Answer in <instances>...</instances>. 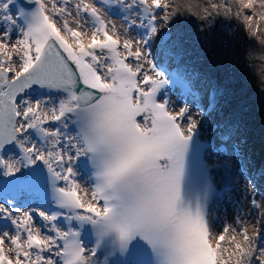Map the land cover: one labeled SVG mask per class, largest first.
Instances as JSON below:
<instances>
[{
  "label": "bare ground",
  "instance_id": "obj_1",
  "mask_svg": "<svg viewBox=\"0 0 264 264\" xmlns=\"http://www.w3.org/2000/svg\"><path fill=\"white\" fill-rule=\"evenodd\" d=\"M47 3V8L53 7L55 11L57 7H59L60 11L58 14H54L52 9H48L50 14L52 15L53 21L59 27V29L67 35V38L71 39L68 42L74 41V38H71V35L78 37L77 41H81L85 43V45H89L92 41V37L88 38L91 34V28L86 22L85 18L81 16L79 12L74 10L73 8L70 9V16L67 17L68 25L67 27H63L60 25V22L66 18L65 14L63 13L64 8H68V6L62 4L59 0H44ZM69 10V9H68ZM80 10V7H78ZM193 14V13H191ZM189 14V15H191ZM165 20H167L168 24H171L172 21L175 19L173 15H169L168 13H164ZM114 17L113 15H107V19L109 20V25L111 31L121 39L119 41L120 46H122V50H126V48L133 47L134 49L138 48L139 43L137 37L128 29L121 21H113L111 18ZM77 28L80 30L86 31L85 33L78 34L72 28ZM169 28V26H166ZM170 29V28H169ZM4 29L2 27V23L0 22V32ZM70 34V35H69ZM6 37L4 34L0 33V48L7 53V57L11 58L10 62L8 63L9 67L12 69V75L17 74L22 66H18V59L17 56L9 55L11 51H18V39L12 35L7 34ZM69 35V36H68ZM119 35V36H118ZM9 38V39H8ZM210 37H205L204 35H200L193 43H196L197 46L203 49L202 42H207ZM174 40L177 44L179 49V56L175 59L176 63L181 65H185L187 69L192 70L194 76L201 77L200 72H196V68L193 67L192 63L181 59L182 57V47L176 41V35L174 34ZM210 41V40H209ZM184 49V48H183ZM219 50V48L217 47ZM190 52V49H188ZM214 51V47H209L208 50L205 51L207 56L212 57V52ZM100 59V67H102V60L101 56H98ZM208 59V58H207ZM197 63V62H195ZM218 63H222V59H218ZM205 74V73H203ZM226 80L229 81L230 77L225 74ZM205 81L210 82V77L206 74L203 78ZM218 89V88H217ZM46 98H37L34 95V92L30 90H26L23 94V97L18 99L15 102V108L18 113V120H19V127H18V140L26 143L25 136H27V132L32 125H37L43 128L45 134L47 135V143L50 146V151L46 152L43 151L41 153L37 152L36 156H40L42 161H46L55 165L59 168L62 172H71L72 176L75 177V180L78 183L79 189L81 194L86 198L88 196L87 185L85 180L81 177L78 173V168L74 164V152L78 148V143L71 134L69 130V126L67 125L65 120L61 122H56V111L55 107L51 102L46 103ZM197 114H200L198 110L195 108L192 109V112L189 116L184 117V124L186 127H190L196 125L197 123L201 124L202 133L206 135V137H210L213 134L210 131L212 126V122L209 124V121H202ZM24 117V119H22ZM220 124L221 122H226L227 126L230 128V136L231 139L234 138V126L237 123L246 127L242 122L249 121L252 119H242L239 118V112L236 106L233 110L228 114L226 117L225 115L218 116ZM250 131V129H248ZM253 130V127H252ZM253 134V132H251ZM251 135L250 133H248ZM259 135V134H257ZM260 140V137L258 138ZM244 145V144H243ZM245 147V146H244ZM246 146L245 149L248 151H254L253 147ZM233 154L228 156L220 157L218 153H209L208 158L211 163L220 164L223 161L227 163L230 167L231 171V180L229 181L227 187L220 192V194L210 203L208 207V226H209V238L210 240L215 243L216 238L222 232V224L224 219H228L231 223V226L228 232L225 234L224 241L218 249L216 264H262L264 262V235L260 242L255 240V233H263L264 234V194L259 189H254L253 186H246L248 184L247 181L243 180L238 174V166L242 164V160H239L235 166L233 163V159L231 158ZM57 158L61 159L60 165H56L55 161ZM259 175L264 174V170L258 172ZM259 182V181H258ZM264 185L263 182H259ZM252 182H250V185ZM252 197V198H251ZM260 200V207L259 211L263 212L262 220L259 222L257 219H253L252 213L255 212L251 209V202L253 199L257 198ZM250 200V208L247 210L246 214L243 218H239L237 216L236 210V203L239 201H244L246 204ZM13 208H21L25 211V215H28L33 220L34 224L38 223L41 225L42 223H47L45 220H40L41 213L34 214L33 209L37 207V209L42 212V204L38 201L34 196L28 194H22L19 198L12 200ZM27 212V213H26ZM248 216L249 219H246ZM36 220V221H35ZM251 224V226H250ZM256 230L251 232V239L246 241L243 239L239 240L237 236L234 234L235 228L239 227L240 230L242 228L252 227L255 226ZM40 237L44 240L45 246L48 244V237L46 232L39 230ZM1 235V231H0ZM241 237H243L241 235ZM7 246L8 243H6ZM9 253L12 254L13 252L8 249ZM19 261V260H18ZM26 264V263H25ZM46 264H52L50 259L46 261Z\"/></svg>",
  "mask_w": 264,
  "mask_h": 264
},
{
  "label": "rangeland",
  "instance_id": "obj_2",
  "mask_svg": "<svg viewBox=\"0 0 264 264\" xmlns=\"http://www.w3.org/2000/svg\"><path fill=\"white\" fill-rule=\"evenodd\" d=\"M238 1L239 3L235 0H173L170 13L175 17L173 26L177 40L191 47L190 53L188 50L184 51V57L196 64L194 66L199 70L209 72L213 81L219 82L215 83L219 86L218 105L222 108V114L236 105L239 118L252 119L256 127L262 130L260 134L264 138V33L260 31L261 28L264 30V0ZM239 7L243 9V14L237 13L236 9ZM51 9L54 14H58L52 7ZM63 13L66 18L60 25L67 27L70 9ZM258 16L263 18L261 26L256 21ZM233 21L238 26L232 25ZM200 35L210 37V41L202 42L203 49L193 43ZM209 47H214L212 57L205 54ZM218 59H222L221 64ZM225 74L230 77L229 81ZM236 101L240 103H235ZM246 124L250 125L251 122ZM254 137L256 132L246 141V145L253 147L256 152L242 151L237 158H247L248 168L259 170L264 168V143L258 142ZM234 147L239 151L237 145ZM234 162L237 164L238 160ZM240 177L248 179L246 175L241 174ZM255 179L262 181L264 176ZM234 234L241 240L238 228Z\"/></svg>",
  "mask_w": 264,
  "mask_h": 264
},
{
  "label": "water",
  "instance_id": "obj_3",
  "mask_svg": "<svg viewBox=\"0 0 264 264\" xmlns=\"http://www.w3.org/2000/svg\"><path fill=\"white\" fill-rule=\"evenodd\" d=\"M223 179V176L221 177V180Z\"/></svg>",
  "mask_w": 264,
  "mask_h": 264
}]
</instances>
